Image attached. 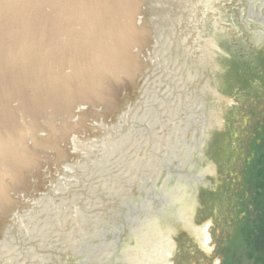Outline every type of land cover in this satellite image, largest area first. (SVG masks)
<instances>
[{
  "label": "water",
  "instance_id": "95a60500",
  "mask_svg": "<svg viewBox=\"0 0 264 264\" xmlns=\"http://www.w3.org/2000/svg\"><path fill=\"white\" fill-rule=\"evenodd\" d=\"M212 2L0 0V264L25 255L60 214L81 210L117 168L120 182L140 177L142 187L120 190L128 205L138 202L124 261L152 223L180 221L177 206L192 207L200 178L213 183L215 162L199 150L218 135L226 94L203 73L196 114L184 129L166 125L190 98L183 86L201 64L191 60L203 30L196 18ZM207 37L209 52L216 46ZM214 62L210 72L225 70V59Z\"/></svg>",
  "mask_w": 264,
  "mask_h": 264
},
{
  "label": "flooded vegetation",
  "instance_id": "af4514ba",
  "mask_svg": "<svg viewBox=\"0 0 264 264\" xmlns=\"http://www.w3.org/2000/svg\"><path fill=\"white\" fill-rule=\"evenodd\" d=\"M222 17V21L218 19L217 24L211 22L208 28L216 47L208 52L202 43L193 50V66L194 59H206L210 63L199 68L200 75L195 82L188 80L184 83V93L190 99L179 101L183 106L174 116L177 119L170 118L171 121H167L166 125L169 129L168 123L171 122L184 129L189 116L196 114L202 97L197 87L206 79L203 73L211 79L217 95L226 94L232 106L238 105L225 114L220 124L217 122L212 127V130L216 129L220 133L216 139L208 135L203 148L199 150L201 159L209 151L223 181L214 186L205 177L199 179L192 221L197 226L196 217L212 207L213 218L219 219L221 215L219 222L229 225L233 222L234 228L242 226L248 231V228L258 224L252 216L255 212L252 199L255 189L254 169L256 165L264 164V0H233L223 9ZM226 44L231 47L226 48ZM239 48L245 50L244 54H237ZM214 58L227 61L224 71H209L213 68L212 63H215ZM193 66H189V69H194ZM217 74H222L219 85H215L213 78ZM200 111L198 109L197 117ZM193 160H197V157L194 156ZM118 171L119 168L113 173L103 174L97 185L84 196L81 210L73 206L67 213L60 214L57 221L41 230L25 255L9 264H130L121 258L120 253L130 244H135L129 233L138 216H134L131 207H135L138 202L135 198L128 205L126 196H120V190L137 194L142 187L138 185L140 177L136 179L138 183L136 180L120 182L118 177L121 172ZM146 171L140 173L142 178L148 175ZM205 190L207 193L202 195ZM237 212L240 213L237 215ZM224 218L227 221H223ZM180 233L185 234L181 242L188 248H180L178 241L170 261L179 257L181 264H201V255L195 245L199 243L198 239L184 228H178L172 239H179ZM240 240L244 239H235L236 242ZM255 240L257 238L253 242Z\"/></svg>",
  "mask_w": 264,
  "mask_h": 264
},
{
  "label": "rangeland",
  "instance_id": "374dc122",
  "mask_svg": "<svg viewBox=\"0 0 264 264\" xmlns=\"http://www.w3.org/2000/svg\"><path fill=\"white\" fill-rule=\"evenodd\" d=\"M234 106H238V105H234ZM234 106L230 104V99H228L227 112H231ZM256 107L257 106H255V108ZM246 108H247V104L245 103V110ZM237 113L239 114L240 112ZM224 118L225 116L220 121V123L224 120ZM246 121L248 120L246 119ZM262 132H263V127H262ZM237 133L240 135L242 134V132H238V131ZM219 134L220 133L218 131V135ZM263 168H264V164L263 165L258 164L254 169L253 181L255 187H256L258 174L261 177L264 176ZM228 179L231 180V177H228ZM222 181H223V177L221 176L220 172L216 171L214 164L212 184L216 186ZM206 193L207 190L203 191L202 195H205ZM213 213H214V209L211 207L206 213L202 211L201 214L196 217L197 227H202V228L207 227L205 231L207 232L210 239L208 241L207 247L205 245L199 244L200 242L195 244L198 246L197 251L201 255V259H202L201 264H264V260H263L264 256L261 255L258 252V250L256 251L253 242L254 237H251L252 233L255 232V229H252L250 231V228H248L247 231L242 226L241 227L237 226V228H234L233 222L231 223V225L227 223L219 222V219L222 218L220 212H219L220 215L219 219L213 218ZM239 213L240 212H237L236 214L238 215ZM241 215L245 216L244 214ZM234 220L236 221V219ZM223 221H227V220L224 218ZM179 235H180L179 239L173 237L172 239L173 246L179 241L180 248H184V247L185 249L188 248L185 243L181 242V238L185 234L180 233ZM239 238H242L244 240H240V242H236L235 239H239ZM182 258L187 259L184 257ZM170 262L175 264H181L179 257L172 258Z\"/></svg>",
  "mask_w": 264,
  "mask_h": 264
},
{
  "label": "bare ground",
  "instance_id": "6f19581e",
  "mask_svg": "<svg viewBox=\"0 0 264 264\" xmlns=\"http://www.w3.org/2000/svg\"><path fill=\"white\" fill-rule=\"evenodd\" d=\"M195 199L191 206H177L178 215H174L172 224L152 223L141 246L130 251L125 262L130 264H172L170 257L174 246L172 235L178 228L188 230L198 241L207 247L209 236L207 227H197L192 221Z\"/></svg>",
  "mask_w": 264,
  "mask_h": 264
},
{
  "label": "trees",
  "instance_id": "16d2710c",
  "mask_svg": "<svg viewBox=\"0 0 264 264\" xmlns=\"http://www.w3.org/2000/svg\"><path fill=\"white\" fill-rule=\"evenodd\" d=\"M252 199L254 200L255 212L251 215L255 217L254 219L258 224L256 227H250V231L255 229L251 237L257 238V240L254 241L255 249L264 256V176L261 177L259 174L257 176L256 187L254 189V194H252Z\"/></svg>",
  "mask_w": 264,
  "mask_h": 264
}]
</instances>
